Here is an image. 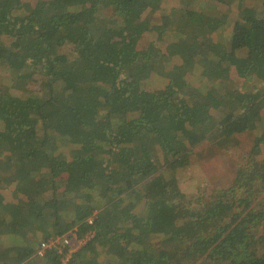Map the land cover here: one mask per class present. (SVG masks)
Instances as JSON below:
<instances>
[{
	"label": "trees",
	"instance_id": "obj_1",
	"mask_svg": "<svg viewBox=\"0 0 264 264\" xmlns=\"http://www.w3.org/2000/svg\"><path fill=\"white\" fill-rule=\"evenodd\" d=\"M162 1L0 0V264H264V0ZM246 134L226 188L148 182Z\"/></svg>",
	"mask_w": 264,
	"mask_h": 264
},
{
	"label": "rangeland",
	"instance_id": "obj_2",
	"mask_svg": "<svg viewBox=\"0 0 264 264\" xmlns=\"http://www.w3.org/2000/svg\"><path fill=\"white\" fill-rule=\"evenodd\" d=\"M30 1V0H29ZM179 0H163L161 5L166 8L169 6H176ZM216 38L220 39V34L216 33ZM247 83V82H246ZM232 84V83H231ZM226 83L225 89L228 91V88H235L240 90V82L237 81L232 84ZM249 87L250 83H247ZM245 87V89L247 88ZM223 88V86H222ZM243 91V90H242ZM254 134H246L238 137L237 145L234 148L230 149H220L212 147H202L198 153L199 157L195 158L198 162H195L185 168H171L169 165L171 162H168L165 159L161 160L160 169L156 175L152 176L148 182L153 180L175 182L177 190L184 193L187 196L191 197H200L212 194L217 189H222L228 187L233 182L239 181L238 176L242 174V163H243V154L249 153L254 140ZM252 152L249 153L251 155ZM261 155H264V149L261 151ZM162 178L159 179V178ZM173 179V180H172ZM148 187L147 181L145 183ZM257 202L261 204L264 202V192L255 195ZM105 249L96 247L93 251L94 256L98 259L99 262H105Z\"/></svg>",
	"mask_w": 264,
	"mask_h": 264
},
{
	"label": "built area",
	"instance_id": "obj_3",
	"mask_svg": "<svg viewBox=\"0 0 264 264\" xmlns=\"http://www.w3.org/2000/svg\"><path fill=\"white\" fill-rule=\"evenodd\" d=\"M91 222L92 220L89 219L88 223L90 224ZM93 236V232H88L84 236L79 237L77 229L73 228L61 237L41 242L34 253V257L43 258L47 251L57 248V254L61 256L60 264H69L72 255L83 247L88 240H91Z\"/></svg>",
	"mask_w": 264,
	"mask_h": 264
}]
</instances>
